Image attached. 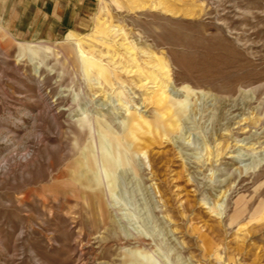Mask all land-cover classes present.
Segmentation results:
<instances>
[{
  "label": "rangeland",
  "instance_id": "obj_1",
  "mask_svg": "<svg viewBox=\"0 0 264 264\" xmlns=\"http://www.w3.org/2000/svg\"><path fill=\"white\" fill-rule=\"evenodd\" d=\"M0 264H264V0H0Z\"/></svg>",
  "mask_w": 264,
  "mask_h": 264
},
{
  "label": "bare ground",
  "instance_id": "obj_2",
  "mask_svg": "<svg viewBox=\"0 0 264 264\" xmlns=\"http://www.w3.org/2000/svg\"><path fill=\"white\" fill-rule=\"evenodd\" d=\"M128 51H129V49H128ZM128 120H129V118L127 117L126 120L123 122L124 128H125V126H127L126 124H128V122H129ZM96 130L98 131V133L100 132L99 128H96ZM166 131H167V129H166ZM104 136H105L104 139L99 138V140L97 141L98 144L95 146V148L97 150V154L94 153V150H88L86 153H84V155L82 156L79 163H80V165H85L88 170H91L93 172L92 175H95V176L98 173L97 172L98 166L101 167L102 170L104 171L105 179H108V177H109L108 167H109V165H111L114 162V151H113V147L110 144V141L112 138H110L105 133H104ZM93 138H94V136H93ZM93 178H94V176H93Z\"/></svg>",
  "mask_w": 264,
  "mask_h": 264
}]
</instances>
